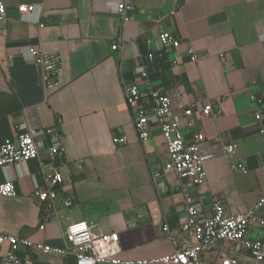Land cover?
<instances>
[{
  "label": "crops",
  "instance_id": "crops-1",
  "mask_svg": "<svg viewBox=\"0 0 264 264\" xmlns=\"http://www.w3.org/2000/svg\"><path fill=\"white\" fill-rule=\"evenodd\" d=\"M2 1L0 142L18 132L25 108H34L42 128L59 131L64 149L56 162L64 163L56 205L49 212L34 194L50 162L45 132L36 135L37 157L0 168V182L13 179L16 187L14 195L0 197L1 232L65 250L66 226L86 220L92 230L117 232L120 259L154 258L191 243L190 234L180 230L185 216L180 185L188 184L204 213L210 212L213 197L234 214L264 195V132H259L264 129V0H123L134 6L127 18L114 8L120 0ZM19 4L35 9L20 14ZM164 31L180 45L163 46L158 34ZM29 45L61 56L54 88L41 84L40 67L26 53ZM188 46L200 53L196 61L189 59ZM141 67L155 89L174 88L197 107L207 101L220 104L217 117L194 111L191 119L180 121L186 142L202 131L209 143L213 158L205 163L203 184L191 185L172 173L160 176L162 186L155 184L153 173L167 159L166 146L154 122L147 124V139H139L124 96L125 84ZM250 93L262 98L261 105L250 101ZM118 135L126 142L114 144ZM226 143L236 145L231 161L224 155ZM66 198L69 205L63 203ZM258 213L264 214V201ZM164 223L176 243L161 230ZM262 232L253 222L245 235ZM32 254L52 264H74L72 255ZM202 255L213 264L225 255L240 257L235 244L224 241Z\"/></svg>",
  "mask_w": 264,
  "mask_h": 264
},
{
  "label": "built area",
  "instance_id": "built-area-1",
  "mask_svg": "<svg viewBox=\"0 0 264 264\" xmlns=\"http://www.w3.org/2000/svg\"><path fill=\"white\" fill-rule=\"evenodd\" d=\"M115 10L124 18L131 16L134 6L123 0L117 1ZM35 9L33 4H19L17 10L20 14H27ZM5 15V4L0 0V22ZM158 39L163 46L178 47L180 41L172 33L164 31L158 34ZM112 49L117 48L114 43ZM189 59L196 61L200 53L191 46L186 50ZM27 55L40 67L41 84L45 88H54L58 84V74L61 70V56L58 53H46L37 45H29ZM148 58L153 59V54L148 53ZM147 71L138 68L133 81L125 84L124 96L129 109L134 114V127L140 140L147 139L149 133L147 124L154 122L158 125L163 142L166 146L167 159L161 170L153 173L155 184L162 174L172 173L179 178H187L189 184L200 185L205 182V163L213 158L209 143L202 131H194L192 139L186 142L183 139L180 121L182 117L191 119L194 111L201 117H217L222 113L219 103L205 102L197 107L196 102L186 103L174 88L159 90L151 87L146 81ZM143 84V89L139 86ZM250 101L259 106L262 98L254 93L249 94ZM181 113H175L174 109ZM254 118L259 120L261 112L257 109ZM18 132L12 137H5L0 142V168L15 163H24L38 156L37 133L42 130L49 137L48 156L50 162L43 168V185L37 187L34 194L44 210L49 212L56 205L57 191L62 183L63 176L56 162L57 156L63 152L59 131L55 128H42L38 122L34 108H25L24 119L18 125ZM263 133L264 129L260 128ZM114 144L126 142L125 135L112 138ZM236 145L226 143L223 145L224 155L231 161ZM232 167L244 169L242 164L231 163ZM183 195L185 216L181 220L180 230L190 234L192 240L186 246H179L171 254L141 258L137 260H123L117 256L119 252V237L115 231H95L89 222L79 220L69 223L65 229V240L68 249L61 250L42 242H34L27 238L7 234L0 231V264H52V260H38L32 252L46 254L72 255L74 264H213L202 254L220 242L235 244L240 257L225 255L218 258L217 264H264V214H259L258 209L264 201V195L250 209L234 214H227L223 203L213 197L210 202V212L204 213L202 205L196 201L188 191V184L179 187ZM16 193L13 179L0 182V197L12 196ZM63 203L69 205L71 201L66 198ZM256 222L262 228V235L247 237L245 231L248 226ZM40 228L44 224L39 225ZM161 230L176 243L174 234L166 223L161 225ZM24 246V251L19 247Z\"/></svg>",
  "mask_w": 264,
  "mask_h": 264
}]
</instances>
